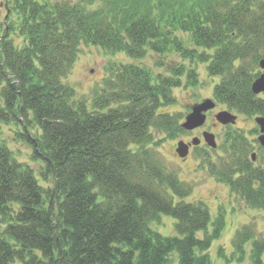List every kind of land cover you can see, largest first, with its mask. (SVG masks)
I'll return each mask as SVG.
<instances>
[{"label":"trees","instance_id":"obj_1","mask_svg":"<svg viewBox=\"0 0 264 264\" xmlns=\"http://www.w3.org/2000/svg\"><path fill=\"white\" fill-rule=\"evenodd\" d=\"M3 1L0 128L31 147L53 187L14 159L0 129V264H213L208 252L224 217L212 222L204 202H186L193 188L162 161L156 134L186 133L162 108L175 103L182 78L197 85L187 61L207 64L220 80V105L264 116V99L251 90L264 58V0ZM82 46L124 53L135 64H111L91 100L80 99L65 80ZM149 53L158 68L181 62L154 77L139 64ZM224 139L232 160L213 175L249 208L264 210V168L249 159V141L238 129ZM163 216L175 220V236L153 229ZM253 240L249 228L237 232L239 261ZM251 259L264 264V240L253 242Z\"/></svg>","mask_w":264,"mask_h":264},{"label":"rangeland","instance_id":"obj_2","mask_svg":"<svg viewBox=\"0 0 264 264\" xmlns=\"http://www.w3.org/2000/svg\"><path fill=\"white\" fill-rule=\"evenodd\" d=\"M65 1V0H64ZM74 1V0H73ZM4 1L0 0V11L5 15ZM175 36L179 38L188 49H192L193 45L189 39V35L183 32H175ZM140 65L147 67L154 77L158 74L169 75L168 69L178 67L180 60L167 59L162 62V68H158L156 64L157 56L149 53ZM135 64L124 53L110 55L101 49L93 46H82L79 60L65 83L73 87L80 99L91 100L95 91L99 90L106 78L110 77V68H119L120 63ZM161 62V60H159ZM187 69H195L197 76V85L195 87L188 86L187 78H182V85L172 91L175 103L162 108L163 111L176 116L179 124H183L185 117L190 108L207 99L214 100V88L219 79L211 78L207 72V64L196 62H184ZM116 69V68H115ZM264 97V96H263ZM221 111H229L238 117L237 123L232 129H239L244 137L249 141V159L253 154L256 161L253 163L255 167L264 168V149L258 142L260 135L255 117L241 115L236 111L229 110L225 105L217 103L216 108L207 114V122L205 126L192 132L185 133L174 140L168 139L164 134H156V142L160 145L157 148L162 161L174 170L178 177L187 185L193 188L192 195L186 199V202L196 203L202 201L206 204L210 211L212 222L216 221L219 216L224 217L225 228L219 240L213 243L208 252L213 264H253L251 259L252 244L256 241L264 240V210L249 208L242 197L231 191L230 187L220 182L217 175H213L214 170L222 173L224 165L232 160L231 153L227 152V148L223 147L224 134L228 127L218 125L214 120V116ZM216 125V126H215ZM2 138L4 143L12 151L14 159L18 163L29 165L38 178L39 182L45 187H53L51 181L44 182L41 178V164L33 162L32 149L22 140H15V134L11 131L13 128L1 127ZM203 132H210L216 135L218 148L213 150L209 148L203 140ZM198 137L202 140V144L198 148L191 150L187 159L182 160L177 157L175 149L179 141L191 142L193 138ZM175 220L169 216H163L160 223L154 224L152 227L165 237L175 236L174 231ZM209 231L212 230L210 225ZM249 228L254 235V240L247 243L245 247L246 253L239 261L241 256L237 255L233 249V240L238 231ZM3 229H0L2 232ZM202 238V234L199 235ZM222 250V254L220 252ZM172 259L176 262V257Z\"/></svg>","mask_w":264,"mask_h":264},{"label":"water","instance_id":"obj_3","mask_svg":"<svg viewBox=\"0 0 264 264\" xmlns=\"http://www.w3.org/2000/svg\"><path fill=\"white\" fill-rule=\"evenodd\" d=\"M260 67L264 71V59L260 62ZM252 91L255 95L264 94V74L261 75L253 84ZM216 105L212 100H205L201 104H197L192 107V112L186 117V122L183 124V128L187 131H193L197 128L202 127L207 120L206 113L215 109ZM216 120L223 125H234L236 123L237 117L229 112H220L215 116ZM256 123L261 128V136L259 137V142L262 147H264V117H259L256 119ZM205 142L211 148H217L216 137L214 134L205 133ZM200 140L198 138L193 139L191 145L198 146ZM189 146L184 142L178 144L177 153L181 158H186L189 154ZM255 160V155H253V161Z\"/></svg>","mask_w":264,"mask_h":264},{"label":"flooded vegetation","instance_id":"obj_4","mask_svg":"<svg viewBox=\"0 0 264 264\" xmlns=\"http://www.w3.org/2000/svg\"><path fill=\"white\" fill-rule=\"evenodd\" d=\"M261 97V96H260Z\"/></svg>","mask_w":264,"mask_h":264}]
</instances>
